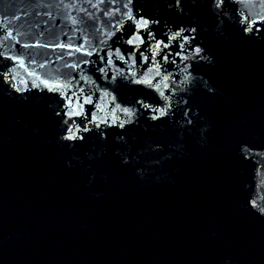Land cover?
<instances>
[{
	"label": "water",
	"instance_id": "95a60500",
	"mask_svg": "<svg viewBox=\"0 0 264 264\" xmlns=\"http://www.w3.org/2000/svg\"><path fill=\"white\" fill-rule=\"evenodd\" d=\"M126 2L0 0V264H264V5ZM130 11L155 37L132 51ZM156 41L166 100L114 54L140 73ZM64 96L93 103L66 125Z\"/></svg>",
	"mask_w": 264,
	"mask_h": 264
},
{
	"label": "snow or ice",
	"instance_id": "6c2138e0",
	"mask_svg": "<svg viewBox=\"0 0 264 264\" xmlns=\"http://www.w3.org/2000/svg\"><path fill=\"white\" fill-rule=\"evenodd\" d=\"M99 2L104 3V0H99ZM112 2L115 3V0H112ZM226 2H227V0H213L214 7L216 9H222ZM233 2L244 5V6H248L250 4L255 5L257 0H233ZM134 3H135V0H127V2L124 4V8L130 9V6H132ZM180 3H181V0H175V4L177 7H179ZM258 3L261 5H264V0H258ZM245 19H247V17H245ZM127 20L131 21L133 23V26H134L133 31L129 34V36L127 37V39L125 41L126 44L130 46V51L137 48L138 43L139 44L145 43L144 37L142 35V33L145 31H146L148 37L155 39L154 34L150 28V24L153 23V21L150 18H146L143 15H140L139 17H137L134 13H132L130 11L127 14ZM74 23H75V21H74ZM155 23H159V22L155 21ZM111 27L113 29H115L114 32H111V33L105 32L103 34L105 37H107L108 40H110L113 36H115L116 32L123 34V30L125 28V25L121 23L119 25V27H117L116 24H112ZM248 30L249 29L246 27L245 31H248ZM192 31L194 32L195 29L193 28ZM176 35H179V33H176ZM173 38L174 37H168V39H173ZM101 43H107V40H102ZM24 46L28 47V45H24ZM162 46L168 47V45L164 44L162 41H156L155 49L152 52L151 67H148V68L142 70L140 73L132 71V69L136 65V61L134 59H132L131 56L128 57V60H125L124 55L121 54V52L118 48L115 49L114 54L116 55V58L118 60H121L125 64H128L129 71L127 74V79L129 81V83H131L133 85H140V86L146 87V88L158 93V95L161 98H164L166 100L167 98L164 97V93L161 92L160 88H159L160 83L163 82V80L166 79V77H162L161 80H156V77L161 76L160 69H161V67H163V63H167V61H168V55H166V54H160V59L159 60L156 59V56L159 54V50L162 48ZM56 47L67 48L70 52L71 51L81 52L84 56H90V55L94 54L91 49L86 50V38H84V37H81V43L75 48H73L72 45H70V44L69 45L57 44ZM194 52H195V54L199 55L201 53V48L196 47L194 49ZM112 55H113V53L111 51H109L108 56H107V64H109V65L112 64ZM177 55H179V54L177 53ZM0 56H2V54H0ZM3 58L4 59H12L11 57H3ZM129 60L131 61V63H129ZM141 60L145 64H147L149 61V58L141 55ZM85 63H88V61H85ZM70 67L77 68V67H79V65L73 64V65H70ZM99 71L101 73H104L105 69L100 68ZM4 75H5V79H6L7 75L6 74H4ZM121 78H123V76ZM81 79H84V77L81 76ZM112 79L115 81L117 79V77L114 75L112 77ZM46 87H47V85H46ZM62 87H63L62 85H55L52 88H49L48 90L56 92L57 94H60V89ZM165 87L167 88L168 85L165 84ZM63 99L69 100V103L66 105V107H68L69 111L63 113V115H65L69 118L68 120L65 121L66 125L72 121L73 117L81 115L80 109H82L84 105L93 103V101L91 100L90 97H85V99L83 101H80L79 99H77L75 101L77 107H73L71 100L67 96H64ZM137 103L143 104L142 101H137ZM116 107L119 109L120 105H117ZM168 107H170V105H168L166 103L164 105V107H162V108H153L152 111L157 112L158 116H153L152 118L158 119L160 117H163L166 114V109ZM121 110L124 112V114L127 117H129V119L132 117L133 112L129 108H123ZM57 114L60 115V113H57ZM89 122L94 123L97 128H99V126L101 124H105V125L108 124L107 118H100L98 120L96 115H92ZM113 123H115V121H113ZM118 126L123 128L124 124L121 123ZM88 130L89 129L87 128V126H84L83 131H88ZM66 131H67V133H69L68 135H66L64 137V139H66V140L75 142L76 140H83L84 139V137L82 135H78V133L81 131L80 128H77L74 131L72 127H67ZM251 205L253 208H256L257 207L256 201L255 200L251 201ZM260 211L264 212V208H261Z\"/></svg>",
	"mask_w": 264,
	"mask_h": 264
}]
</instances>
